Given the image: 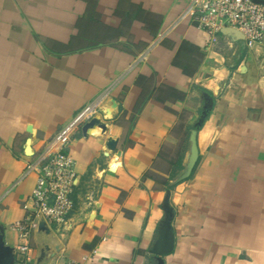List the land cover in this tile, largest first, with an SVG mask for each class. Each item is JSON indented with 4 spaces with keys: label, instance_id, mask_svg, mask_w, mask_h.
Here are the masks:
<instances>
[{
    "label": "crops",
    "instance_id": "0c3cea01",
    "mask_svg": "<svg viewBox=\"0 0 264 264\" xmlns=\"http://www.w3.org/2000/svg\"><path fill=\"white\" fill-rule=\"evenodd\" d=\"M193 1L0 0V229L15 249L33 211L28 166L82 115L64 149L74 209L32 234L29 264L43 245L44 264H264V39L249 51L209 37ZM110 98L108 132L85 136ZM194 131L197 164L175 184ZM168 218L174 248L159 257Z\"/></svg>",
    "mask_w": 264,
    "mask_h": 264
},
{
    "label": "built area",
    "instance_id": "2783aa9c",
    "mask_svg": "<svg viewBox=\"0 0 264 264\" xmlns=\"http://www.w3.org/2000/svg\"><path fill=\"white\" fill-rule=\"evenodd\" d=\"M188 9L198 29L209 37H215L225 28L235 29L244 36L249 51L255 50L264 39V5L252 0H194ZM81 118L82 115L63 127L28 166V173H35L37 181L31 197L32 214L13 226L22 241L16 249L17 264L30 263L32 249L28 241L39 230L41 220L47 224L62 223L74 209L76 164L64 149Z\"/></svg>",
    "mask_w": 264,
    "mask_h": 264
},
{
    "label": "water",
    "instance_id": "95a60500",
    "mask_svg": "<svg viewBox=\"0 0 264 264\" xmlns=\"http://www.w3.org/2000/svg\"><path fill=\"white\" fill-rule=\"evenodd\" d=\"M256 4L264 5V0H252ZM224 35L229 37H236L238 40H244V36L240 34L239 31L232 28H225L221 31ZM246 47V44H243V48ZM119 105L113 99L110 98L109 103L104 105L103 109V119L93 117L85 123L82 128V131L85 136H87V132L95 127H99L102 130V133L105 135L108 132V128L111 125V121H113L117 115L119 114ZM28 132L30 134L33 133L32 129L29 128ZM30 144V142H28ZM118 140L112 137H109L106 141V148L112 152L117 151ZM32 154V152H30ZM199 158V150L197 145V132L194 131L191 135V148L190 154L188 157V161L185 165L184 171L178 175L175 184H178L182 181H185L190 178L192 172L197 164ZM39 232H43L46 234H50V229L48 228L45 221L41 220L39 224ZM174 248V233L171 229L170 219L168 218L164 224L163 230L161 232L160 239L156 244L153 254L159 257L164 256L172 252ZM55 255V251H53L48 245H43L40 250V257L37 261V264H44L45 261L52 259ZM16 249L8 245L5 240V232L4 229H0V264H16Z\"/></svg>",
    "mask_w": 264,
    "mask_h": 264
}]
</instances>
